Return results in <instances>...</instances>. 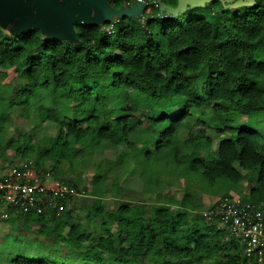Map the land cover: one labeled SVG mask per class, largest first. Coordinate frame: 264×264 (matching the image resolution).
Listing matches in <instances>:
<instances>
[{"label":"trees","instance_id":"1","mask_svg":"<svg viewBox=\"0 0 264 264\" xmlns=\"http://www.w3.org/2000/svg\"><path fill=\"white\" fill-rule=\"evenodd\" d=\"M75 1L90 5L89 0ZM161 2L163 10L158 0H149L139 14H122L117 20L99 19L90 5L89 13L73 15L71 37L47 35L33 24L19 25L20 11L8 20L16 25L10 37L0 41V77L9 69L15 75L9 82L0 81V161L12 147L11 141H4L7 107L24 106L25 116L35 112L39 122L54 124L57 132L52 135L18 134L15 154L43 171L50 160L53 179L57 165L63 162L70 169L94 165L96 175L81 189L73 181H58L67 189L96 197L93 214L99 218L102 232L91 239V231L70 222L73 210L66 206L65 197L57 196L56 206L44 214L18 213L5 220L20 215L24 226L42 223L38 232L53 236L65 249L57 250L54 242L49 246L19 238L12 242L1 239L0 264H264V252L258 262L245 256L235 240H219L217 234L225 231L214 221L203 215L190 219V183L178 203L172 200L157 205L150 215L143 206L121 204L110 210L102 206L106 192L121 195L127 189L119 180L134 166L142 190L149 193L157 190L161 175L167 172L213 189L236 188L244 181L247 192L242 199L264 211V62L249 59L235 67L220 64L214 72L204 74L196 62L186 63L182 70L173 68V56L182 59L196 52L201 43L209 45V38L197 40L189 35L191 42L171 55L167 49H157L155 64L145 61L141 69L143 58H134V64L113 71L122 61L110 50L112 35L105 27L112 24L123 39H135L138 19L146 16V24L154 31L169 35L178 26L176 17L186 9L172 10L177 0L175 6L173 0ZM112 3L122 5L121 0ZM206 3L192 5L186 21L201 22ZM222 3V10L244 6L245 13H255L258 7L253 0ZM33 4L31 9L36 11ZM210 39L216 41L210 47L221 51L219 41L224 38L213 32ZM230 42L249 47L248 41L238 38H230ZM149 47L157 46L150 43ZM189 84L198 90L179 112L172 115L171 105L160 107L161 89L179 92L181 85ZM239 116L245 121L239 123ZM194 123L199 126L194 128ZM104 150L120 153L109 158ZM113 175L107 188V177ZM223 197L230 194L225 192ZM60 203L63 208L57 213Z\"/></svg>","mask_w":264,"mask_h":264},{"label":"rangeland","instance_id":"2","mask_svg":"<svg viewBox=\"0 0 264 264\" xmlns=\"http://www.w3.org/2000/svg\"><path fill=\"white\" fill-rule=\"evenodd\" d=\"M32 1L33 8L31 9ZM205 0H177V4L172 10H184L187 6L195 5L196 3L202 4ZM160 2V10L164 7ZM89 4L95 9L99 19L117 20L122 14H134L137 15L141 11L142 7L146 4L144 0H132V7L128 8L124 3L120 7H112L108 0H89ZM0 5L3 9L0 11V26L5 27L6 31L13 32L11 29H7V21L13 18L17 11L21 12V16L17 19L18 24L24 26L26 24H33L40 27L41 30L47 35H53L57 37H71L72 36V21L73 15L77 12L89 13L90 5L76 2L75 0H0ZM111 12L110 14H106ZM102 20H98L100 23ZM15 75L14 71L9 69L7 75L0 77V81L9 82ZM45 98V97H44ZM25 110L24 106L7 107L4 110L5 117V134L4 141L11 143L6 153V159L0 161V170L11 165L20 164L23 162L22 157L15 154L16 137L18 134L27 133L33 137L40 135H52L57 132V127L50 122H39L35 112L29 113L27 116L23 114ZM245 121L244 116H239V123ZM198 123H194L193 127H198ZM210 135L214 138V142H217L215 133L210 132ZM184 136V133L182 134ZM33 138V139H35ZM121 150V149H119ZM116 150H104L103 155L109 158H113L120 151ZM36 155L32 157L35 158ZM51 161L45 162V168L49 169ZM132 169L124 173L119 180V185L126 186L124 192L121 195L111 194L106 192L102 197L101 202L105 210L114 209L121 204H128L130 206H143L146 211V215L153 213L154 207L160 204L169 203L174 200L179 202L186 191L188 184H191L192 194L191 201L188 202L187 207L191 209L190 219L199 218L206 212L213 204L222 198L223 193H228L230 196H240L247 192L245 182L242 185L229 189L224 187L213 189L203 183H198L195 179L188 181L186 177L176 176L168 173H163L160 177L161 185L153 193L145 192L142 190L140 178L138 172H133ZM57 171L55 179L61 181H73L77 184L79 189L85 185L90 184L92 178L96 175V167L92 164L88 166L80 165L70 169L69 165L65 162L57 165ZM45 169V170H46ZM138 170V169H137ZM51 172V169H49ZM53 172V171H52ZM115 175L107 177V188H110V181ZM129 188V189H128ZM73 190V189H72ZM74 191V190H73ZM76 191L72 192L70 197L67 198L66 206L73 210L74 217L71 219V223H80L87 231H91L93 240L97 239V236L101 234L102 230L99 227V218L93 214L92 205L96 200V197L88 196ZM264 207V202L262 203ZM14 220H5L0 216V240L7 239V242H12L15 238L23 239L25 241L33 242L37 241L46 245L53 246V236L42 235L38 232L40 223H30L27 226L23 224L22 216H14ZM213 222V221H212ZM48 225V223H43ZM216 227L220 229L217 225ZM67 230V227L64 229ZM219 240L230 241L229 235L224 233L217 234ZM54 248L57 250L65 249L61 243H55ZM182 264V263H179Z\"/></svg>","mask_w":264,"mask_h":264},{"label":"clouds","instance_id":"3","mask_svg":"<svg viewBox=\"0 0 264 264\" xmlns=\"http://www.w3.org/2000/svg\"><path fill=\"white\" fill-rule=\"evenodd\" d=\"M126 7H132V0H121ZM148 3L149 0H144ZM112 7H118V4L112 3L109 0ZM253 3L258 7L255 13H245L244 6L237 9L222 10V0H207V3L202 7L201 15L203 20L199 23L186 21V13H191V6L186 7V12L179 14L176 19L178 21L177 28L166 36H161L159 32L153 30L148 24H146V16H142L138 19V26L135 32V39H123L116 33L112 24L105 27V31L112 35L110 41V50L118 53L121 56V65L114 68L113 71H122L123 66L127 64H134V58H143L140 63L141 69L145 61L156 63L158 57V51L168 50L169 54H173L177 49L184 47L188 41L189 35H194L197 40L203 38H209V45H203L202 43L197 48L196 52L189 53L182 59H176L173 56V68L183 69L186 63L196 62L200 65V71L202 74L214 72V68L220 64H228L232 66H239L243 62L251 59L253 61L264 62V0H253ZM173 6H175L173 0ZM235 11L236 15L232 13ZM244 15L247 18L241 20L240 17ZM15 21L7 22V29L15 31ZM217 32L223 40L219 43L223 45L221 51H215L211 45L216 41L210 39L211 34ZM11 33L5 29H0V41H3L5 37H10ZM230 38H238L249 42V47L241 48L232 44ZM229 41V43H225ZM156 44V48L149 47V44ZM106 53H101V56ZM99 58V57H98ZM248 75V73H244ZM264 75V73H261ZM255 78V75H253ZM211 82L212 77H208ZM179 84V82H178ZM176 87V85H173ZM182 91L174 92L172 89H161V101L160 107L164 108L171 105V114L175 115L181 110V106L189 101L192 92L196 89L195 85H181ZM123 88V85H121ZM120 90V89H117ZM163 128V125H161ZM166 130V129H165Z\"/></svg>","mask_w":264,"mask_h":264},{"label":"built area","instance_id":"4","mask_svg":"<svg viewBox=\"0 0 264 264\" xmlns=\"http://www.w3.org/2000/svg\"><path fill=\"white\" fill-rule=\"evenodd\" d=\"M53 172L38 169L31 160L0 170V216L44 214L56 206V197L74 192L53 179ZM63 208L60 203L58 210ZM243 248L247 257L260 262L264 252V211L240 196L223 197L203 212Z\"/></svg>","mask_w":264,"mask_h":264}]
</instances>
